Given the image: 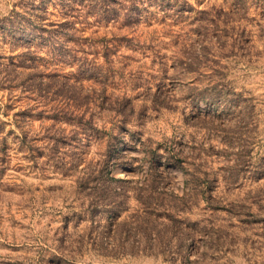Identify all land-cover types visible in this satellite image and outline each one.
I'll return each instance as SVG.
<instances>
[{
    "label": "rangeland",
    "instance_id": "rangeland-1",
    "mask_svg": "<svg viewBox=\"0 0 264 264\" xmlns=\"http://www.w3.org/2000/svg\"><path fill=\"white\" fill-rule=\"evenodd\" d=\"M0 264H264V0H0Z\"/></svg>",
    "mask_w": 264,
    "mask_h": 264
},
{
    "label": "trees",
    "instance_id": "trees-1",
    "mask_svg": "<svg viewBox=\"0 0 264 264\" xmlns=\"http://www.w3.org/2000/svg\"><path fill=\"white\" fill-rule=\"evenodd\" d=\"M88 8V9H87ZM92 9V6H82L81 8H77V7H72L70 9V13L69 17H73V19L71 20H66L65 22H63L61 25H68V28H69V34L67 36H69L70 38H73L75 42H78V40L81 37V29L79 27L76 26V23H87V18L89 17V13L91 12L90 10ZM116 9H113L112 7H108L104 12V14H109V15H112L113 12L115 13ZM73 12V13H72ZM109 15H104V18L105 17H108ZM97 16H103V15H97ZM98 22V20H97ZM107 22V21H105ZM50 25H54V23H51ZM55 31H57L56 29H51V30H47V33H54ZM77 45L75 44V47ZM78 48V46H77ZM71 53H69L68 56H70ZM92 60H88L87 57H79V58H76L75 55H71V60L68 61V63H70L71 65H78V66H83L86 68V70H89V71H92V70H95L97 69L96 65L93 64V62H91ZM13 65H14V62H11ZM59 63H65V61H59ZM13 87H15V85H8V88L9 89H12ZM34 90V89H33ZM35 92H37L36 90H34ZM38 93V92H37ZM10 97V96H9ZM8 97V98H9ZM36 97H39L41 98L42 100H45V96L44 95H37ZM10 100V99H8ZM7 100V101H8ZM4 107L6 109H10L12 107V102L11 101H8L4 104ZM61 106H56V108H59ZM63 109V107L61 108V110ZM63 111V110H62ZM73 113V111L71 112ZM15 115L17 114L14 113ZM59 120L62 118V117H57ZM57 119V120H58Z\"/></svg>",
    "mask_w": 264,
    "mask_h": 264
}]
</instances>
